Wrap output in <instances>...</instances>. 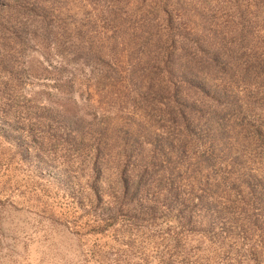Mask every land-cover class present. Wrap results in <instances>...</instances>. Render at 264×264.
<instances>
[{
    "label": "rangeland",
    "instance_id": "rangeland-1",
    "mask_svg": "<svg viewBox=\"0 0 264 264\" xmlns=\"http://www.w3.org/2000/svg\"><path fill=\"white\" fill-rule=\"evenodd\" d=\"M0 264H264V0H0Z\"/></svg>",
    "mask_w": 264,
    "mask_h": 264
}]
</instances>
